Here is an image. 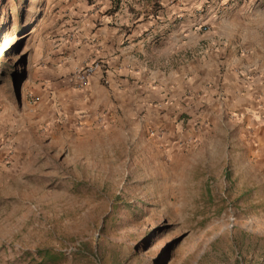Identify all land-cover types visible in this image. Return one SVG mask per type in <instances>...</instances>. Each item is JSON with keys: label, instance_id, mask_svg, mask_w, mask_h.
<instances>
[{"label": "rangeland", "instance_id": "1", "mask_svg": "<svg viewBox=\"0 0 264 264\" xmlns=\"http://www.w3.org/2000/svg\"><path fill=\"white\" fill-rule=\"evenodd\" d=\"M94 2L0 0V264H264V124L198 122L169 148L62 116Z\"/></svg>", "mask_w": 264, "mask_h": 264}, {"label": "crops", "instance_id": "2", "mask_svg": "<svg viewBox=\"0 0 264 264\" xmlns=\"http://www.w3.org/2000/svg\"><path fill=\"white\" fill-rule=\"evenodd\" d=\"M94 1L53 85L70 126L124 136L153 130L169 147L195 137L198 122L206 132L223 122L264 124L262 0L253 10L219 9L227 0ZM94 60L105 65L103 79L98 72L77 87L72 74Z\"/></svg>", "mask_w": 264, "mask_h": 264}, {"label": "built area", "instance_id": "3", "mask_svg": "<svg viewBox=\"0 0 264 264\" xmlns=\"http://www.w3.org/2000/svg\"><path fill=\"white\" fill-rule=\"evenodd\" d=\"M232 3H233V0H230V1L227 0L225 4L219 6V9L222 6L224 7ZM194 29L201 31V30H205L206 28L204 24L197 23V24H194ZM98 72L102 75L101 78L103 79V76L105 74V65L101 60H94V61H91L79 67L72 74L71 78L77 87L84 88L88 84L90 78Z\"/></svg>", "mask_w": 264, "mask_h": 264}, {"label": "trees", "instance_id": "4", "mask_svg": "<svg viewBox=\"0 0 264 264\" xmlns=\"http://www.w3.org/2000/svg\"><path fill=\"white\" fill-rule=\"evenodd\" d=\"M115 7H117V6H115Z\"/></svg>", "mask_w": 264, "mask_h": 264}]
</instances>
